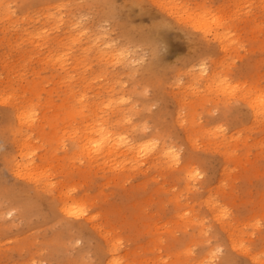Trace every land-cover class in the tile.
<instances>
[{
    "label": "rangeland",
    "instance_id": "374dc122",
    "mask_svg": "<svg viewBox=\"0 0 264 264\" xmlns=\"http://www.w3.org/2000/svg\"><path fill=\"white\" fill-rule=\"evenodd\" d=\"M205 10L224 26L185 17ZM100 35L128 57L100 60L87 48ZM200 60L211 87L190 74ZM222 80L233 91L216 90ZM251 87L256 118L241 97ZM262 105L264 0H0V264H264ZM24 106L34 122L20 127ZM97 118L140 158L80 153ZM161 143L178 164L152 156Z\"/></svg>",
    "mask_w": 264,
    "mask_h": 264
},
{
    "label": "bare ground",
    "instance_id": "6f19581e",
    "mask_svg": "<svg viewBox=\"0 0 264 264\" xmlns=\"http://www.w3.org/2000/svg\"><path fill=\"white\" fill-rule=\"evenodd\" d=\"M7 9V7H6ZM208 14H210L209 11L205 10L203 13H199V14H193V13H190L188 14L187 16H185L188 20L191 21V24L195 27V28H198V29H201L203 30L205 33L206 32H211L212 31V26L211 24H216L217 27H223L224 26V22H221V20L219 19V16L216 14V16L214 15V13L211 15V17L208 16V18L206 17ZM186 19V21H187ZM210 19V21H208ZM164 22V21H162ZM161 22V23H162ZM189 22V21H188ZM160 25H164V24H168V23H164V24H161ZM213 24V25H214ZM165 26V25H164ZM209 27V28H208ZM217 30V28H216ZM226 30H228L226 28ZM215 31V30H214ZM214 31L212 33H214ZM225 32V31H224ZM230 34V30L227 32V34ZM225 34V33H223ZM223 34L221 33H214L213 34V38L214 40H216L217 42H219V46H220V50H222L223 52H226L227 50V44L230 42H227L225 43L224 41V37H226V35L223 36ZM82 35H85V32L83 29H80V28H77V32L74 33H70L69 34V38L72 42V45H77L78 44H81V37ZM130 35V34H128ZM129 37V36H128ZM230 37V36H229ZM96 38H99L100 39V42L98 44H94V41L91 42V45H89L87 48L90 49L91 52H94L98 58L100 60H102L103 62L105 63H108V64H116V63H119L121 61V58L125 56V53L123 52L125 49L123 48V50L121 48H119V51L118 49H113V46L115 45L112 41H109L108 39H106L103 36H96ZM105 38V39H104ZM227 39V37H226ZM144 40L148 41V42H154L153 41V38L150 37V35H146L144 37ZM232 41V40H231ZM93 43V44H92ZM90 44V43H89ZM150 44V43H149ZM154 45V43H152ZM150 44V45H152ZM120 47V45H118ZM122 46V45H121ZM85 48L84 51H87L88 49ZM118 48V47H117ZM64 53V52H63ZM117 54V57H114L113 55L114 54ZM115 54V56H116ZM122 57L118 56V55H122ZM127 54V52H126ZM52 57V56H51ZM55 57V56H54ZM60 57V56H59ZM59 57H57L56 60L59 59ZM62 57V56H61ZM125 57H128L125 56ZM124 57V58H125ZM62 59V58H60ZM59 59V60H60ZM130 59V58H129ZM64 60V59H63ZM124 60V59H123ZM122 60V61H123ZM126 61L128 60L127 58L125 59ZM124 60V61H125ZM135 60V59H134ZM62 61V60H61ZM62 63V62H61ZM121 63V62H120ZM131 63V62H130ZM126 64H128V61L126 62ZM198 66L197 70L195 71H192L190 74L193 78L195 79H201L204 81V84H206L207 86L211 87L214 82V80L216 79V76H217V72L216 71H211V70H208V66L206 64V62L204 60H200L198 61V63L196 64ZM64 66V65H63ZM223 82L220 83L219 81V84H217V81L216 82V90H219V92L221 93H225L227 92L228 93V90L230 89V91H233V89L235 88H232V85H228L229 82H225L224 80H222ZM231 84V83H230ZM238 85V84H237ZM218 86V88H217ZM240 87V86H238ZM237 88V87H236ZM252 88V87H251ZM232 89V90H231ZM253 90V91H252ZM252 90L250 89V92L249 93H245L243 94L242 92V96L243 99H247V94L251 95L252 94V97L250 98V96L248 98H250V100H247L248 101V105L250 106L249 108L252 109V111H254L253 115H254V118L257 117L258 115V110L259 108H261V104H262V92L260 89L254 87V89L252 88ZM229 91V92H230ZM217 92V93H219ZM236 92V91H235ZM247 92V91H246ZM233 93V92H232ZM251 93V94H250ZM225 95V94H223ZM81 96V95H80ZM79 97V96H78ZM79 99V98H78ZM80 100V99H79ZM108 101V100H107ZM113 101V100H112ZM80 102V101H79ZM110 102V100H109ZM114 103V102H113ZM103 104V103H101ZM111 104V103H110ZM108 105V104H107ZM114 105V104H112ZM100 106V105H99ZM98 106V107H99ZM264 106V105H262ZM107 107V106H106ZM101 108V107H100ZM116 108V106H115ZM264 108V107H263ZM262 108V109H263ZM114 109V108H113ZM113 111V110H112ZM117 112V111H116ZM118 112H119V108H118ZM261 113V112H260ZM259 113V114H260ZM264 113V112H263ZM94 114V113H93ZM16 119H17V122H18V125L20 127H24L26 125L28 126H31L33 124V120H32V115L31 113H29V106H24V107H17V110H16ZM103 119V118H102ZM98 120V118H97ZM97 120H94L92 123H86L84 124V129H83V135L80 137V140L78 141V139L76 140V142L78 143V148H79V151L80 153L82 154H87L88 156H90V154L92 152H95L96 155H99L100 154V157L103 158V157H106L105 159H108L109 157H112L111 159H116L118 155L122 154L123 153L125 154V152H131L134 150V147L137 148L135 146V144H133L134 142L132 141L131 138H128V136H122L123 133H120L118 132L117 130H112V126L108 125V121H106L105 119L101 120V121H97ZM96 122V123H94ZM27 129V128H26ZM21 131V130H20ZM19 134V133H18ZM24 134V133H23ZM27 134V133H26ZM124 134H128V133H124ZM22 135V134H21ZM28 135V134H27ZM219 135V134H218ZM24 136V135H23ZM29 136V135H28ZM29 139V137H27ZM26 136H24V139L27 140ZM28 141V140H27ZM25 141L26 143L24 144V140H23V143H21L20 145L21 146H24L25 148L28 147V142L30 143V141ZM156 141V140H155ZM159 141V140H158ZM138 142V141H137ZM148 142V141H147ZM144 144V143H143ZM139 145H141V143H139ZM138 145V146H139ZM149 145V143H148ZM31 146V145H30ZM143 146V145H142ZM23 147V148H24ZM144 147V146H143ZM151 149H152V146H150ZM176 147V146H175ZM123 148V149H122ZM146 150H147V147H145ZM145 148H143L145 150ZM149 148V146H148ZM151 149H148V150H151ZM25 150V149H23ZM21 151V150H20ZM27 151V150H26ZM29 151V150H28ZM136 151V154L137 156H139L140 158V153L143 152L142 150H139V148H137V150L135 149ZM31 152V151H30ZM33 152V151H32ZM78 152V151H77ZM149 152V151H148ZM147 152V153H148ZM23 154V152H22ZM32 154V153H31ZM34 154V153H33ZM95 154L92 153V156H90L89 158H92L94 157L93 159H95ZM101 154L103 155V157L101 156ZM130 154V153H129ZM145 154V153H143ZM142 154V155H143ZM152 156H155L158 160L161 158L163 160H167V161H171V163L174 161V163H177V150L174 149V146L173 145H167L165 143H161L159 144L158 146L154 145V150L152 152ZM120 155V156H122ZM128 155V154H127ZM136 156V158H138ZM97 157V156H96ZM119 157V156H118ZM142 157V156H141ZM29 158V157H28ZM88 158V157H87ZM179 158H180V155H179ZM80 159V158H79ZM92 159V160H93ZM146 159V158H145ZM144 159V160H145ZM29 161H31L30 159H28ZM89 160V159H88ZM98 160V158L96 159ZM179 160V159H178ZM27 161V160H26ZM95 161V160H94ZM110 161V160H109ZM117 161V160H116ZM114 161V162H116ZM142 162V160H140ZM140 161H135V162H140ZM25 162V161H24ZM180 162V161H179ZM21 163V162H20ZM19 162H15L14 164V167L16 171H14L17 174H20L21 172V164ZM31 164L32 162L30 163H26L24 165V168H29L28 169V172L27 169H25L26 171V174L28 173L29 175H31L32 173V170L31 172L29 171L30 169H33L35 168V166L32 168L31 167ZM93 164V163H91ZM167 164V163H166ZM170 164V163H169ZM178 164V163H177ZM120 165V164H119ZM23 166V165H22ZM37 166V165H36ZM168 166V165H167ZM185 166V165H184ZM111 167H113L111 165ZM121 167V166H120ZM125 167V166H124ZM117 168V167H116ZM23 169V168H22ZM38 169V168H37ZM112 169V168H111ZM190 169V168H189ZM39 170V169H38ZM186 171V170H185ZM30 172V173H29ZM38 172V171H37ZM193 171H190L188 170L187 173H192ZM28 174H27V177H28ZM43 174V173H42ZM193 174V173H192ZM22 175V174H21ZM25 175V174H24ZM20 176V175H19ZM23 176V175H22ZM34 174L31 178V176H29L28 178L32 179L34 178ZM190 177V176H189ZM36 178V177H35ZM192 178V176H191ZM49 182V181H48ZM63 197V196H62ZM72 201V200H71ZM78 204V203H77ZM69 206V205H68ZM61 211H63L64 214L66 215H72V211L70 210V208H68L67 206L63 205ZM222 213V211H221ZM218 214V212H216V215ZM220 214V212H219ZM225 214V213H224ZM75 215H78V214H75ZM223 215V214H222ZM112 241V240H111ZM114 244H112V247L110 248V251L113 252L114 250ZM246 250V249H245ZM113 255V254H112ZM111 257V256H110ZM113 257V256H112ZM207 257V255H206ZM205 257V259H206ZM210 257V256H209ZM258 257V256H257ZM256 256H252L251 259L253 261H256L258 258ZM108 259V258H107ZM118 260V261H117ZM115 260V258L111 259V261H109V263L107 264H119L120 263V259H117ZM199 262V261H198ZM205 262V261H204ZM124 263V262H123ZM201 263V262H199ZM122 264V262L120 263Z\"/></svg>",
    "mask_w": 264,
    "mask_h": 264
}]
</instances>
